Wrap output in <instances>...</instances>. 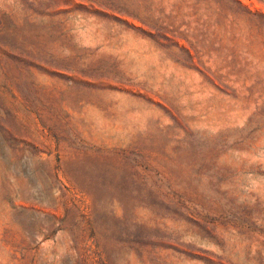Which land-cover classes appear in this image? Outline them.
Wrapping results in <instances>:
<instances>
[{"label": "rangeland", "instance_id": "374dc122", "mask_svg": "<svg viewBox=\"0 0 264 264\" xmlns=\"http://www.w3.org/2000/svg\"><path fill=\"white\" fill-rule=\"evenodd\" d=\"M0 264H264V0H0Z\"/></svg>", "mask_w": 264, "mask_h": 264}]
</instances>
